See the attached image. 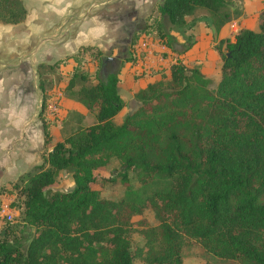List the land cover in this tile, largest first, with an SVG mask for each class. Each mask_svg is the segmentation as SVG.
I'll return each instance as SVG.
<instances>
[{"label": "trees", "instance_id": "obj_1", "mask_svg": "<svg viewBox=\"0 0 264 264\" xmlns=\"http://www.w3.org/2000/svg\"><path fill=\"white\" fill-rule=\"evenodd\" d=\"M197 10L211 39L241 14L231 0L155 3L130 34L123 60H134L130 47L142 36L177 56L164 70L149 69L158 77L134 93L138 104L119 123L113 120L124 105L117 92L119 67L100 76L107 64L95 45L36 65L38 117L43 146L50 149L0 185V196L15 195L9 206L16 212L1 220L0 264H134L133 258L181 264L187 243L213 257L202 264H264V0L254 10V28L241 27L232 40L214 45L221 59L214 87L197 63L185 65L178 57L195 42L194 34L184 32L193 29ZM25 15L22 0H0V23L18 24ZM175 29L183 36L179 49L169 33ZM68 58L74 66L61 90L95 121L50 143L44 106L51 92L41 76L59 72ZM87 62L96 66L94 74L83 69ZM111 158L121 165L124 188L116 199L100 196L96 175ZM65 170L72 189H53L56 174ZM146 210L155 224L133 219ZM132 231L142 238L133 249Z\"/></svg>", "mask_w": 264, "mask_h": 264}, {"label": "crops", "instance_id": "obj_2", "mask_svg": "<svg viewBox=\"0 0 264 264\" xmlns=\"http://www.w3.org/2000/svg\"><path fill=\"white\" fill-rule=\"evenodd\" d=\"M30 1H34L38 6H30L22 22L18 24L0 23V185L15 180L20 174L38 164L40 155L45 149H50L43 146L42 125L38 117L41 93L37 87L36 65L39 63L50 64L74 53L79 45L87 44L95 45L102 53L103 60L105 57H110V61H113L112 59L120 53V50L119 46L113 49L115 41L112 29H109V26L111 27L113 24L108 23L109 20L105 22L104 19L111 17L112 14L115 15V12L128 13L135 10L143 12L146 16L158 2V0H113L112 2L103 0V3L107 4V11L103 18H98L94 14V0ZM241 1L240 16L229 20L226 25L224 24L225 26L222 25L219 28L216 34L217 41L225 38L230 39V37L232 40L234 33L245 24L246 20L241 19L240 21L242 16L253 15L250 18L253 19V24L256 22L254 10L260 6V0L255 3ZM101 24L104 27L101 28ZM230 26L235 27L232 30L234 32L232 36L227 34ZM254 27L252 25L245 28L252 29ZM209 32L210 30L202 18L197 19L193 29L184 32L185 35L194 34L197 41L178 57L193 55L197 48H203L202 54L206 55L205 53L208 51L204 48L212 40ZM169 33L173 37L176 36L174 30H170ZM178 37L183 39L180 34ZM147 41H150L151 45L146 52L141 53L143 61L140 58L141 55L136 56L132 51L130 55L134 57V60H121L117 72L119 83L117 92L124 102L122 108H129L128 112L131 111V107L134 109L138 104L134 99V93L147 82L158 77L157 73L151 75L148 72L149 68L157 69L160 67L159 65L166 67L168 54H172L156 39L149 38ZM104 48H110V54L106 55ZM210 49L214 52L212 48ZM162 52L166 54V57L161 55ZM147 61L149 65L142 64ZM73 66L74 62L68 58L64 64L59 65V73L64 77ZM142 66H147L148 71L145 67H143L145 69L143 71ZM84 68L90 74L96 70L95 65L90 62L84 64ZM121 83L124 84L123 90L129 99L119 93ZM64 85L65 83H62V88ZM61 89H59L62 91L60 106L64 117H72L73 126L86 127L92 124L93 122H87L92 119L93 114L66 96ZM115 118L116 116L113 117V120L116 123L121 121V119L117 121ZM49 131L50 142L53 139L55 142L58 141L51 136V130ZM68 174L71 177V172ZM70 182L72 184L71 178Z\"/></svg>", "mask_w": 264, "mask_h": 264}, {"label": "rangeland", "instance_id": "obj_3", "mask_svg": "<svg viewBox=\"0 0 264 264\" xmlns=\"http://www.w3.org/2000/svg\"><path fill=\"white\" fill-rule=\"evenodd\" d=\"M110 1L112 2L113 0H110ZM231 1L234 2V7L236 10H239L242 8L241 7V5H242L241 0H231ZM245 1H252V3H255L257 0H245ZM30 2H29V0H22L23 6H24L26 12L30 6H34V7L38 6L36 3H34V1H32L31 3ZM106 7H107V4H105V2L103 3V0H94V14L98 18L99 17L103 18V15L106 14V11H107ZM202 14H203L202 10H197L195 12L194 16H197L196 17L197 19H201ZM144 16L145 15L143 14V12H138L135 10V11H130L128 13H116L115 12V15L112 14L111 17L104 19L105 22H107L106 20H109L108 23L113 24L111 27L109 26V29H112L113 40L115 41V44H113V49L117 48V46H119L120 53L118 55H116V57L114 59H112L113 61L107 60L108 61V62H106L107 65H105L103 67L102 73L100 72V76H101V74L106 75L108 73H111L114 71V69L116 67H120L121 62H122L121 60L124 59V56L127 53V46L129 47L128 41H129L130 34L138 26L143 24ZM250 17H253V15L242 16L240 18V21H241V19L246 20L245 24H243L242 27H251L252 25L254 27L255 23L253 24V19H251ZM202 20L205 24L204 18H202ZM224 24L226 25V22ZM166 26H168L167 23H166ZM102 27H104V26L101 24V28ZM233 28H235V27L234 26L228 27V30H229L227 32L228 35H230V36L233 35V33H234L232 31ZM174 31L176 32V36H174V38H175L174 40L176 41V44H177L176 46L179 49L183 45V42H182L183 39L178 37L179 36L178 30L175 29ZM209 35L211 38V30L209 32ZM231 38L232 37H230V39ZM139 39L140 40L141 39L146 40V41L148 40L147 37L145 38L144 36L140 37ZM194 39H195V41H197L196 40L197 37ZM135 42H137V41H135ZM216 43H217V40L215 37L214 39H212L210 41L209 45L206 48H204V50L208 51L207 52V53H209L208 55H207V53H205L206 55L202 54L203 48H197L194 51L193 55L191 54V55L186 56V57H180V59H179L185 65H189V62L197 63L199 68H200L201 73L205 77H208L210 79V81H211L210 86L211 87L215 86V84L219 78V66L221 63V59L219 58L217 52L213 48L214 45H216ZM134 44L130 47L131 53H132V51H133V53L135 52L133 50ZM180 44H182V45H180ZM210 48H212L214 50V52ZM122 49H123V51L121 52ZM221 49L223 50V47H221ZM110 52H111L110 48H107V49L104 48V53L106 55L110 54ZM140 52L144 53V52H146V50L140 51ZM135 54H136V52H135ZM168 55L172 59L177 56L175 52H172V54H168ZM136 56H139V55L136 54ZM169 57H168V59H169ZM140 58L142 60V55ZM92 64L94 65V63H92ZM142 64L143 65H149L148 61L146 63L142 62ZM159 66H160V68H163V70L165 69L163 66H161V65H159ZM143 67H145V66H142V68ZM40 69H42V67ZM83 69L86 72H88L84 68V66H83ZM118 70H119V68H118ZM144 70L145 69L143 68V71ZM150 70L153 71V68H151ZM35 71H36V67H35ZM146 71H148L147 68H146ZM159 73L164 74L165 72L163 73L162 69H161L159 71ZM91 74H94V72ZM41 77L44 78V80H45L43 82V85H44V88L47 90V92H52V90L56 91L58 89H61L62 83H65V81H66V79H64V78H67L66 75H64V77H63L59 72L49 74V75H42ZM92 80H93V78H92ZM36 81H37V87H38V78L37 77H36ZM121 84L122 85H120L119 93L126 97L127 93H125V91L123 90L124 84L123 83H121ZM126 98L129 99L128 97H126ZM129 110L130 109L127 107L122 108V110L120 109V111H118V113L115 115L116 116L115 119L117 121H119L120 119L123 118L125 113L128 112ZM131 110H133L132 107H131ZM91 117H92V119L90 121H88L87 123H91V122L95 121L94 116H91ZM46 120L48 121L49 130H51V136L53 138H55L56 140H60L64 137L74 133L76 130L83 128V126H78V125L73 126V124L71 123L72 117H70V118H68L67 116L64 117V114L61 110V106L59 107V110L57 111V113L53 114L52 116L47 117ZM54 142H55V140L53 139L50 143H54ZM119 171H121V165L119 164V162L116 159L111 158L108 161L106 167L103 170L96 173L98 183H99L98 185L100 186V196L101 197L109 198V199H116V198H119L123 194L124 188L119 182ZM69 172H70L69 170H65V171H61V172L57 173L56 174V181L52 185V188L56 189V190H61V191L72 189L73 182L71 184V182H70L71 177L68 174ZM128 175L131 176V173H128ZM98 185H96V186L98 187ZM131 185L133 187H136L137 183L134 182L133 180H131ZM0 199L3 202H8L9 200L14 201L15 195L10 194L6 191L3 195L0 196ZM14 215H16V212H14ZM140 217H143L147 221V223L150 225H153L156 223V221L153 217V214L149 210L144 211L141 216L133 217V219L136 220V219H139ZM0 224H1V222H0ZM129 239H130L131 249H133L136 245H140L142 242V238L137 231H132L129 235ZM205 260L211 261V260H213V257H211L207 254H204L203 251L201 250V248L194 243H187L184 245V247L182 249V262H181V264H202ZM132 261L134 264H143L137 258H133ZM229 264H237V263L230 262Z\"/></svg>", "mask_w": 264, "mask_h": 264}, {"label": "built area", "instance_id": "obj_4", "mask_svg": "<svg viewBox=\"0 0 264 264\" xmlns=\"http://www.w3.org/2000/svg\"><path fill=\"white\" fill-rule=\"evenodd\" d=\"M150 45H151L150 41L141 39L134 44L133 50L136 52V54H138L140 51L147 50ZM61 98H62V93L59 89L56 91H52L50 93V96L45 101V106H44L45 118L57 113L60 107ZM9 203L10 200L8 202L1 201L0 203V222L3 218H5L6 220H11L14 216V212H12L13 210L10 208Z\"/></svg>", "mask_w": 264, "mask_h": 264}, {"label": "water", "instance_id": "obj_5", "mask_svg": "<svg viewBox=\"0 0 264 264\" xmlns=\"http://www.w3.org/2000/svg\"><path fill=\"white\" fill-rule=\"evenodd\" d=\"M111 58L110 57H105L104 60H110Z\"/></svg>", "mask_w": 264, "mask_h": 264}]
</instances>
